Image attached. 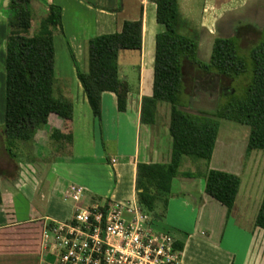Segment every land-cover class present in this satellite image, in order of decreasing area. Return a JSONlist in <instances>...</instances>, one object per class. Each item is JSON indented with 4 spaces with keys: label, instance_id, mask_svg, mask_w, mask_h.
I'll use <instances>...</instances> for the list:
<instances>
[{
    "label": "crops",
    "instance_id": "0c3cea01",
    "mask_svg": "<svg viewBox=\"0 0 264 264\" xmlns=\"http://www.w3.org/2000/svg\"><path fill=\"white\" fill-rule=\"evenodd\" d=\"M46 4L61 8V24L53 28L54 93L55 97L72 103L73 117L65 121L51 113L48 123L37 131L32 141L13 146L14 158L4 148L0 151V264H56L51 244L47 245L44 239V230L49 224L70 219L79 205L104 200L135 201L137 164L168 163L171 157L170 105L158 103L153 124L142 123L140 118L142 98L153 93L156 35L164 30L156 21V4L152 0H32V15L43 10V5L42 15L47 16ZM8 5L9 0H0L2 88ZM177 8V30L197 40V57L203 62L210 60L215 38L232 37L241 26L264 27V0H177ZM139 19L142 21L141 49L121 50L117 60L119 79L128 86L125 109H118L113 91H104L99 120L89 106L77 68L82 72L88 70L90 38L120 32L124 21ZM58 47L63 54L66 52L71 63L68 59L65 65L58 64ZM64 66L70 70L67 75L70 79L73 77V82L67 81V75L59 70ZM210 81H215L219 88V77L211 74L209 87L202 92L203 98L209 103L216 101L217 106L219 90L213 91ZM197 87L198 80L191 108L214 112L198 106L201 96L196 95ZM63 134H70L71 140L62 137ZM214 151L210 169H217L212 165ZM243 157L228 160L217 169L241 177L230 211L205 192L204 174L194 177L179 174L172 179L165 214L168 230L165 231L175 237V245H182L177 248L180 264H257L261 258L257 241L264 242V230L255 225V220L264 197V182L261 188L257 187L256 197L253 182L258 176L264 177V173L257 177L250 173L253 177L245 178ZM71 185L82 187L81 202L66 197ZM180 206L189 208L190 217L174 214ZM225 235L234 247L223 246Z\"/></svg>",
    "mask_w": 264,
    "mask_h": 264
},
{
    "label": "trees",
    "instance_id": "16d2710c",
    "mask_svg": "<svg viewBox=\"0 0 264 264\" xmlns=\"http://www.w3.org/2000/svg\"><path fill=\"white\" fill-rule=\"evenodd\" d=\"M32 0H9L8 33L5 55L4 125L0 131V151L14 158L13 146L34 139L37 131L55 113L65 121L73 117V105L54 96L53 28L61 24V8L46 4L48 15L39 29L30 35ZM156 4V21L164 30L156 35L153 69V93L141 101V122L153 124L159 102L170 105L169 133L172 137L168 163L137 164L136 201L154 217L158 204L167 207L172 179L181 173L185 156L204 159L205 192L230 211L235 204L241 177L226 171L210 169L217 140L219 122L224 118L250 128L247 154L264 150V27L241 26L235 35L215 38L211 57L203 62L197 57L196 39L178 32L177 0H152ZM254 32L257 38L248 39ZM142 21H124L120 32L94 36L88 41V70L77 68V77L86 94L94 117L101 119L102 93L113 91L118 109L124 110L128 86L118 76V54L121 50H140ZM210 73L219 77V94L214 112L191 108L196 81ZM71 140V135H61ZM1 202V195H0ZM255 225L264 230V197ZM177 248L182 245L177 244Z\"/></svg>",
    "mask_w": 264,
    "mask_h": 264
},
{
    "label": "built area",
    "instance_id": "2783aa9c",
    "mask_svg": "<svg viewBox=\"0 0 264 264\" xmlns=\"http://www.w3.org/2000/svg\"><path fill=\"white\" fill-rule=\"evenodd\" d=\"M83 196L78 185L66 192L77 203ZM44 239L56 264H180L175 237L156 229L136 200L79 205L70 219L49 224Z\"/></svg>",
    "mask_w": 264,
    "mask_h": 264
},
{
    "label": "rangeland",
    "instance_id": "374dc122",
    "mask_svg": "<svg viewBox=\"0 0 264 264\" xmlns=\"http://www.w3.org/2000/svg\"><path fill=\"white\" fill-rule=\"evenodd\" d=\"M41 9L45 11V7L42 5ZM43 10H39L38 12H34V15H32V24L31 28L29 30V34L32 35L37 30L39 29L40 22L41 20L46 16L42 15ZM33 14V13H32ZM248 39L249 40H254L257 38V34L254 32H249L248 34ZM66 52H63L60 50V47L57 48V56H58V64L62 66V64H66L68 59L69 63H71L70 57L67 58ZM127 53V52H125ZM130 53V52H129ZM123 54V53H122ZM123 59V58H122ZM133 59V58H132ZM60 68V67H59ZM3 70V69H2ZM61 73L63 74H68V70L66 66H64L63 70L62 68L59 69ZM70 75H67V81L73 82V77L70 79ZM54 96H57L56 93H54ZM201 96V97H200ZM198 97H200V101H197V104L199 107L205 108L207 110H215L216 108V101L209 103L206 99L203 98V93H201ZM5 85L2 88L0 85V115L1 117L3 116L4 120V109H5ZM160 105H168L166 102H161ZM165 108L162 109V112L164 113ZM219 122V129H218V135H217V141H216V147L214 151V158L212 161V165L215 166L217 169L221 168L224 166V164L229 160V161H237L239 160L240 157H243V167L245 168L244 170L247 171L246 174H244V177L248 175V177H253L252 175L255 174L257 177V174L260 175V173H264V150L257 149L253 150L250 155L246 154V148H247V141H248V135H249V127L246 125H242L230 120H225V119H217ZM0 125V127H2ZM109 148L112 146L108 145ZM24 154V153H22ZM207 162L204 159L192 157V156H185L180 165V172L181 173H194V176L199 175L200 173L205 174ZM219 166V167H218ZM252 173V175L250 174ZM247 177V178H248ZM253 179V178H251ZM258 181V182H257ZM264 182V177L258 176L257 179L255 178L254 180V192H255V197L257 195V190L260 185ZM263 196V195H262ZM168 200H169V195H168ZM162 204H158L155 213L154 214V219H155V227L158 230H164L166 228V209L164 210V213L162 212ZM174 214H179L182 215L183 217L186 215L187 218L190 217L192 212H189V208L184 207H179L175 210ZM181 219V217H180ZM168 230V229H167ZM205 231V229H202ZM230 230V226H229ZM228 230V231H229ZM200 229H198V232L200 233ZM264 232V231H263ZM261 231V235L263 233ZM207 236V234H206ZM228 243V237L225 235L223 238V246H227ZM260 245L259 253L262 254L261 258L259 259L257 264H264V242L259 243V240L257 241V248ZM229 246L234 247V244H229ZM260 256V255H259Z\"/></svg>",
    "mask_w": 264,
    "mask_h": 264
},
{
    "label": "flooded vegetation",
    "instance_id": "af4514ba",
    "mask_svg": "<svg viewBox=\"0 0 264 264\" xmlns=\"http://www.w3.org/2000/svg\"><path fill=\"white\" fill-rule=\"evenodd\" d=\"M257 27H259V26H257ZM259 28H263V27H259ZM201 77L198 79V87L196 90V95H198V96L203 92L204 89H207L209 87V85L207 83H208V78L211 77V74L210 73L203 74ZM209 83H211V85L213 87L211 89L213 91L219 90V88H217V85H215V81H210Z\"/></svg>",
    "mask_w": 264,
    "mask_h": 264
}]
</instances>
